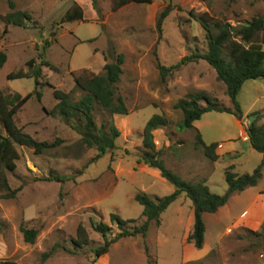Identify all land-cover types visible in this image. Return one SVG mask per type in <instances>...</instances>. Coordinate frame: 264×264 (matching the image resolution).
Wrapping results in <instances>:
<instances>
[{"label":"rangeland","instance_id":"374dc122","mask_svg":"<svg viewBox=\"0 0 264 264\" xmlns=\"http://www.w3.org/2000/svg\"><path fill=\"white\" fill-rule=\"evenodd\" d=\"M114 1L0 0V50L8 57L0 69V87L5 94L25 96L36 88L34 78L9 80L10 73L24 71L32 59L36 65L42 60L51 63V67H42V100L33 97L18 112L16 123L25 124L38 141L64 140L40 155L31 148L17 146L20 158L7 177L12 189L23 188L14 199L0 195V261L98 264L94 250L105 240L94 224L104 222L111 227L109 240L120 233L118 225L111 222L113 213L124 220H137L128 228L141 226L146 218L135 196L145 193L152 198L164 197L175 190L167 180L152 175L142 160L146 151L143 129L155 114L168 120V126L154 132L167 167L189 182L206 179L215 194L223 195L228 188L227 168L238 175L252 174L262 161V154L243 140L241 132L247 131L251 112L261 111L264 123V79L244 85L238 97L242 115L208 112L195 122V129L181 131L178 124L184 117L176 104L188 94L206 92L221 107H234L226 85L206 61L182 65L166 79L158 67H172L185 56L208 51L207 31L191 12L207 13L213 29L216 22L241 27L254 18H264V1L152 0L150 4L131 3L119 10L113 9ZM76 4L83 9L84 20L63 23ZM168 6L172 11L159 31L158 16ZM13 11L28 12L32 19L25 26L8 25L5 16ZM119 54L125 60L118 93L124 97L130 114L111 116L95 104L97 125L113 122L121 135L115 150L109 149L104 157L93 160L97 150L78 149L80 135L61 116H51L47 110L57 103L54 89L70 93L74 102L79 101L85 93L76 88L74 77L84 71L87 75L104 74L105 64L116 61ZM198 131L207 145H219L217 162L210 161L204 150L196 147ZM225 150L230 152L226 154ZM59 176L66 180H50ZM236 195L230 208L222 207L205 216L203 256L195 257L198 249L188 242L193 203L182 194L161 215L159 225L151 224L146 236L122 238L112 244L108 264H264V170L256 187ZM80 224L86 228L90 243L77 248L72 240ZM21 225L39 231L35 243L24 240Z\"/></svg>","mask_w":264,"mask_h":264},{"label":"trees","instance_id":"16d2710c","mask_svg":"<svg viewBox=\"0 0 264 264\" xmlns=\"http://www.w3.org/2000/svg\"><path fill=\"white\" fill-rule=\"evenodd\" d=\"M235 1V0H233ZM264 1V0H263ZM152 0H115L114 10H119L131 3H151ZM11 8L15 9V5L11 2ZM168 6L162 10L157 19V29L162 31L164 21L171 13ZM191 15L202 24L207 31L208 51L206 53H193L185 56L181 61L172 66L165 67L159 65V71L163 79L174 70H178L182 65H186L198 60L206 61L215 70L217 77L227 88V95L234 107L233 110L221 107L216 101L212 100L206 92L191 93L186 98L181 99L176 108L183 112V120L178 124L181 131L195 129V122L199 121L203 115L208 112H227L235 116L242 115V107L238 101V97L246 84L251 80L264 79V18L257 17L251 22L241 27H234L228 23L216 22L215 29L208 24V14ZM32 17L25 11H13L5 16L8 25L25 26L26 22ZM84 11L76 4V6L68 11L62 22L83 21ZM7 54L0 50V69L7 62ZM124 55L119 54L116 61L107 62L104 66V74L87 75L84 71L81 75L75 76L76 88L85 94L79 101L74 102L70 93L54 89V98L57 101L55 107L48 111L51 116L59 115L65 122L75 130L80 139L77 142V148H95L97 155L93 160H98L107 153L109 149L117 148L116 141L121 133L116 125L103 124L98 126L95 120V104L98 103L111 116L130 114V110L126 105L124 97L118 93V83L123 74ZM27 68L16 74L10 73L7 77L9 80L34 78L36 88L33 92L25 96L16 93L14 95H6L0 87V124L3 130H0V195L4 199H14L22 190V186L12 189L7 177L8 171H14L17 167L16 161L20 158L17 146L27 147L34 150L36 154H44L47 150L54 149L64 143L62 139H56L54 142L38 141L24 129L17 125L16 116L18 112L33 98L42 100V92L40 88L45 84L42 79L44 77L43 66L51 67V63L42 60L41 64L36 65L34 59L26 64ZM49 84V83H46ZM206 105H201V102ZM263 113L254 111L248 114L247 119L249 125L247 132L249 142L252 149L262 154V161L252 174L238 175L231 171V167L225 171L227 190L223 195L215 194L211 191L207 184V180L203 179L198 182H189L180 174L167 167L162 159V150L157 149L155 143L154 132L160 128L168 126V120L160 114H155L146 123L143 129V146L145 153L142 158L143 162L151 168L160 171L161 176L170 182L175 190L171 194L164 197L152 198L145 193L135 196V200L143 207L142 216L146 221L139 227L134 229L128 228L127 225L137 220H124L118 214H111V222L116 223L120 229V233L112 240L108 239V235L112 230L109 225L104 222L94 224L96 232L100 233L105 240L104 245L94 250L95 258L98 260L107 254L112 244L118 242L122 238L134 237L137 235L146 236L151 224L154 222L159 225L161 215L174 203L182 194H186L193 203V226L188 236V242L192 243L198 250L202 249L205 244L207 226L205 222V214H215L228 204L230 199L237 193L246 191L249 188L256 187L263 176L264 170V123L261 122ZM196 147L204 150L205 156L212 162H217L220 158L216 152L217 143L207 145L201 133L198 131L196 136ZM65 181L63 177L50 178V180ZM21 232L27 243H35L39 231L34 228H27L21 225ZM264 238V226L262 233ZM77 248H82L90 243L88 232L84 225L80 224L77 231V237L72 240ZM46 254L45 257L49 256ZM0 264H18L14 261L3 260Z\"/></svg>","mask_w":264,"mask_h":264},{"label":"crops","instance_id":"0c3cea01","mask_svg":"<svg viewBox=\"0 0 264 264\" xmlns=\"http://www.w3.org/2000/svg\"><path fill=\"white\" fill-rule=\"evenodd\" d=\"M80 6V5H79ZM85 15V14H84ZM27 67V66H26ZM19 94H21V93H19ZM57 104V103H56ZM55 104V105H56ZM54 105V106H55ZM20 127H22L23 129H24V131L25 132H27L28 134H30V135H32L33 136V133H31L30 131H27L28 130V127L25 125V124H21V125H19ZM224 145H222V147H221V149H224ZM230 152V151H229ZM228 151H226L225 150V153L227 154V153H229ZM217 153L219 154L220 153V151H217ZM224 153V154H225ZM148 170H150V172H151V174L152 175H154V176H157V179H159V180H161V181H163V182H165V180L166 179H164L162 176H161V173H160V171L159 170H157V169H155V168H151V167H149V169ZM236 194L230 199V201L228 202V204L227 205H225L224 207H227V208H230L229 207V204H230V202H231V200H233V199H235L236 198ZM182 197V195L180 196V198ZM179 198V199H180ZM178 199V200H179ZM177 200V201H178ZM183 201H186L187 202V200L186 199H182ZM176 201V202H177ZM175 203V202H174ZM173 203V204H174ZM172 204V205H173ZM188 204V203H187ZM191 207V209H190V216H189V219H188V222L190 223V225H192L193 226V220H194V218H193V214H194V209H193V205H191L190 206ZM243 211V210H242ZM242 211L241 212H239L237 215H236V217L237 218H240V216H241V213H242ZM207 214H205V216H206ZM235 215V214H234ZM205 216H204V218H205ZM195 251V250H194ZM205 251H206V249H200V250H197V251H195L196 253H195V257H197V258H199V257H201V256H203V254L205 253ZM108 254H106L105 256H103V257H101V258H99V260H98V264H108Z\"/></svg>","mask_w":264,"mask_h":264},{"label":"built area","instance_id":"2783aa9c","mask_svg":"<svg viewBox=\"0 0 264 264\" xmlns=\"http://www.w3.org/2000/svg\"><path fill=\"white\" fill-rule=\"evenodd\" d=\"M241 136H243L244 141H249V135L247 131L241 132Z\"/></svg>","mask_w":264,"mask_h":264}]
</instances>
